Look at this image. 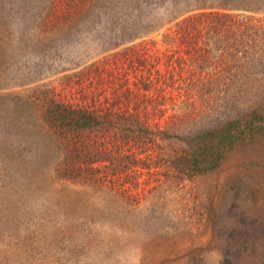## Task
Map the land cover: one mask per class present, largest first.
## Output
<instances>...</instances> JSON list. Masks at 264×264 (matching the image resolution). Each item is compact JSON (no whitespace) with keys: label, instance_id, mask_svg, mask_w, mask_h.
Returning a JSON list of instances; mask_svg holds the SVG:
<instances>
[{"label":"rangeland","instance_id":"rangeland-1","mask_svg":"<svg viewBox=\"0 0 264 264\" xmlns=\"http://www.w3.org/2000/svg\"><path fill=\"white\" fill-rule=\"evenodd\" d=\"M49 1L0 0V264H264V135L237 142L216 170L190 179L144 172L130 194L68 176L69 160L57 177L49 170L63 153L44 155L40 130L25 134L28 98L45 88L68 96L62 77L94 51L78 42L90 25L65 19L78 0H55L53 13ZM227 2L234 8L221 11L240 25L222 32L221 46H252V68H263L264 0ZM33 29L63 32L32 41ZM149 38L164 48L160 34ZM223 65L222 76H250L254 88L264 75L244 72L241 61ZM250 98L242 95L243 105Z\"/></svg>","mask_w":264,"mask_h":264},{"label":"trees","instance_id":"trees-1","mask_svg":"<svg viewBox=\"0 0 264 264\" xmlns=\"http://www.w3.org/2000/svg\"><path fill=\"white\" fill-rule=\"evenodd\" d=\"M49 4L55 12V0ZM234 6L227 0H78L76 16L65 19L90 25L78 42L94 51H82L78 69L62 77L68 96L45 88L28 98L33 116L25 134L40 130L44 155L52 148L63 153L49 170L57 177L69 160L68 176L84 178L94 190L130 194L144 172L190 179L216 170L237 142L264 135V75L254 88L250 76L220 74L226 61L257 70L252 46H221L222 32L240 25L221 11ZM62 32L27 33L35 41ZM159 34L163 49L146 39ZM5 42L1 36L0 45ZM257 71L264 74V67ZM36 99L42 108H35Z\"/></svg>","mask_w":264,"mask_h":264}]
</instances>
